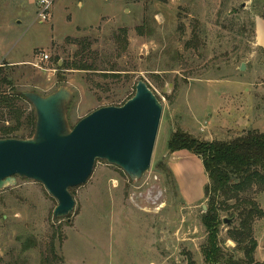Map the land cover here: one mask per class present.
<instances>
[{
	"label": "rangeland",
	"instance_id": "1",
	"mask_svg": "<svg viewBox=\"0 0 264 264\" xmlns=\"http://www.w3.org/2000/svg\"><path fill=\"white\" fill-rule=\"evenodd\" d=\"M263 9V0H55L41 22L39 0H0V67L12 82L1 94L47 96L66 87L71 127L123 105L139 81L163 106L151 168L140 181L98 161L73 191V213L58 222L57 202L41 184L17 179L0 191V264H205L206 201L187 206L163 167L193 198H204L208 178L199 158L169 154L167 144L175 132L207 142L264 133V51L255 34ZM72 64L92 70H67ZM16 105L25 113L32 107ZM14 125L0 110V127ZM28 133L24 123L14 135ZM247 196L264 212V191ZM222 221L221 247L241 258L228 234L238 217L223 213ZM252 229L255 262L264 264V217Z\"/></svg>",
	"mask_w": 264,
	"mask_h": 264
},
{
	"label": "water",
	"instance_id": "2",
	"mask_svg": "<svg viewBox=\"0 0 264 264\" xmlns=\"http://www.w3.org/2000/svg\"><path fill=\"white\" fill-rule=\"evenodd\" d=\"M23 96L35 111V133L27 140L0 139V191L14 187L17 179L41 184L57 202L58 222L73 213L70 190L89 181L98 161L119 168L133 182L149 172L163 106L146 82L139 81L123 105L102 107L73 127L67 115L73 100L68 88Z\"/></svg>",
	"mask_w": 264,
	"mask_h": 264
},
{
	"label": "trees",
	"instance_id": "3",
	"mask_svg": "<svg viewBox=\"0 0 264 264\" xmlns=\"http://www.w3.org/2000/svg\"><path fill=\"white\" fill-rule=\"evenodd\" d=\"M261 16H264V9ZM67 67V70L75 71L92 70V67L86 64H72ZM63 77L62 75V79ZM11 85L10 75L3 74L0 67V91ZM19 101L28 103L22 92H16L12 98L0 92V110L7 108L10 118L15 121L12 127H0L2 133L0 139L27 140L34 136L35 111L33 107L28 113L17 108L16 103ZM24 123L29 129L28 135L21 137L14 135ZM167 149L169 154L187 151L201 159L208 178L204 190L207 211L201 217L207 234L206 242L201 248L205 264H259L254 259L258 243L253 238L252 225L257 219L264 217V212L247 194L254 188L264 191V133L249 131L231 141L207 142L175 132L168 141ZM163 168L172 179V172L166 167ZM74 190H70L72 195ZM223 213L230 214L232 218L238 217V228L229 231L228 234L230 240L236 244L235 252L242 254L241 258L235 253L225 251L220 245L219 228L223 222ZM24 246L27 250L32 245L26 243Z\"/></svg>",
	"mask_w": 264,
	"mask_h": 264
},
{
	"label": "crops",
	"instance_id": "4",
	"mask_svg": "<svg viewBox=\"0 0 264 264\" xmlns=\"http://www.w3.org/2000/svg\"><path fill=\"white\" fill-rule=\"evenodd\" d=\"M255 34H256V41H257V45L264 51V20H260L257 18L256 22H255ZM188 155L187 158H192L194 155L187 152V151H181V153H183ZM196 158V156H195ZM198 158V157H197ZM201 160V159H200ZM202 162V160H201ZM172 174L175 177V180L178 184V188H179V193L180 196L182 198V201L187 205V206H191V205H195L196 203L205 200L204 198H193L192 194L189 193V191L183 190L180 182H179V176L176 175V173L172 170Z\"/></svg>",
	"mask_w": 264,
	"mask_h": 264
},
{
	"label": "built area",
	"instance_id": "5",
	"mask_svg": "<svg viewBox=\"0 0 264 264\" xmlns=\"http://www.w3.org/2000/svg\"><path fill=\"white\" fill-rule=\"evenodd\" d=\"M55 0H39V6L41 7V10L39 11V14L37 18L41 22H45L48 20V12L50 8L52 7L53 3ZM49 60V57L47 55H43L41 61L42 62H47Z\"/></svg>",
	"mask_w": 264,
	"mask_h": 264
}]
</instances>
